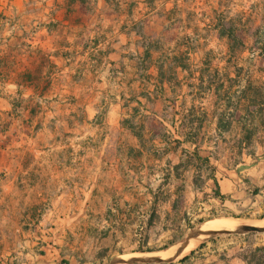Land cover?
Masks as SVG:
<instances>
[{"label": "crops", "instance_id": "1", "mask_svg": "<svg viewBox=\"0 0 264 264\" xmlns=\"http://www.w3.org/2000/svg\"><path fill=\"white\" fill-rule=\"evenodd\" d=\"M149 4L0 0V140L6 139L0 145V264H105L99 251L114 238L117 249L133 245L130 220L137 214L163 219L178 194L211 193V175L200 191L194 182L185 187L182 179L169 186L165 198L155 195L165 186L159 181L161 188L152 181L150 189H128L133 176L143 187L148 172L158 173L150 164L162 163L173 151L165 132L147 128L149 120H162L152 107L162 106L161 93L171 88L152 57L157 51L146 45L153 24L145 17ZM24 137L34 144H16ZM97 139L98 145L89 146ZM25 149L32 150L30 162L21 159ZM74 153V160L60 156ZM212 181L209 203L264 209V163L216 174ZM43 201L79 203L63 212L48 210L53 221L46 244L38 243L35 223L28 222ZM246 248L218 244L211 258L174 264H254Z\"/></svg>", "mask_w": 264, "mask_h": 264}, {"label": "rangeland", "instance_id": "2", "mask_svg": "<svg viewBox=\"0 0 264 264\" xmlns=\"http://www.w3.org/2000/svg\"><path fill=\"white\" fill-rule=\"evenodd\" d=\"M149 2L151 11L145 17L150 18L153 24L149 30L151 39L146 45L157 51L152 57L162 70L163 81L170 83L171 88L168 84L167 91L161 93L164 104L152 107L162 120H149L147 128L154 130L155 134L165 132L173 151L162 153V163L150 164L148 169H155L158 173L152 176L148 172L143 187L133 176L128 189L135 193L139 189H150L152 181L157 188H161L156 184L159 181L165 186L155 195L165 198L169 195H164L165 191L171 189V185L177 186L176 182L183 179L185 187L194 182L195 190L200 191L206 185L207 176L211 175V193L194 196L189 189L183 197L178 194L163 219H155L156 214L149 216V212L137 214L130 220L135 225L131 238L133 245L117 249L114 238L111 247L99 251L106 258L105 264L118 257H150L175 250L195 230L215 218H239L252 222L264 220V209L245 204L224 207L208 201V195H213L212 178L216 174L219 177L229 176L231 171L264 163V0ZM231 33L243 41V45L239 42L231 49L228 38ZM165 105H168L166 112L163 111ZM185 136L194 144L184 142ZM20 140L16 144L25 147L34 144L27 137ZM61 140V144L79 142ZM5 141V138L1 139L0 145ZM100 141H88V144L98 145ZM30 151L25 149L21 154L23 162L32 160ZM60 156H70L74 160L78 155ZM42 157L45 161L49 160L47 154ZM88 160L90 163L93 157L89 156ZM180 161L177 167L171 166ZM246 179L250 181L247 176ZM252 185L253 192L258 194L259 187ZM78 204L71 201L37 203L28 222L35 223L31 228L38 243L46 244L48 241L46 229L53 221L48 214L49 209L63 212L76 208ZM209 205L211 209L207 210ZM27 227L30 228L29 225ZM214 231L218 230L207 232ZM229 242L233 246L246 244V256L254 264H264V232L206 238L180 256L174 253L156 264H174L185 257L211 258L215 246ZM86 247L89 250L92 245Z\"/></svg>", "mask_w": 264, "mask_h": 264}, {"label": "water", "instance_id": "3", "mask_svg": "<svg viewBox=\"0 0 264 264\" xmlns=\"http://www.w3.org/2000/svg\"><path fill=\"white\" fill-rule=\"evenodd\" d=\"M252 232H264V228L256 226V225L235 226L229 229L214 231L208 234L207 236L203 237L199 241V243L204 242L206 238H211V237L219 236L223 234L232 235V234H246V233H252ZM193 234L194 232L191 234V236L187 240H185L184 242L176 246V249L175 251H173V254L180 252V250L188 246L191 243L192 238H194ZM163 260L165 259H163L159 255L150 256V257L148 256L147 257L146 256L118 257V258H115L113 261H111L110 264H156V263H160Z\"/></svg>", "mask_w": 264, "mask_h": 264}, {"label": "bare ground", "instance_id": "4", "mask_svg": "<svg viewBox=\"0 0 264 264\" xmlns=\"http://www.w3.org/2000/svg\"><path fill=\"white\" fill-rule=\"evenodd\" d=\"M240 225H256V226L264 228V220L259 221V222H252V221H248V220L244 221V220L239 219V218H215V219L205 223L204 225H202L201 228L199 227L198 230H195L194 234H193V237L195 239L192 238L193 240L191 241V243L188 246H186L185 248H183L182 250H180V252H177L176 255L180 256L185 251L191 250L193 247H195L199 243L200 238H203V237L207 236L208 234H210L209 232H207L208 230L217 229L218 231H220V230L229 229V228H232L235 226H240ZM173 251H175V250L172 249L168 252L160 254L159 256L162 258L172 256ZM151 256H155V255H151ZM163 259H165V258H163Z\"/></svg>", "mask_w": 264, "mask_h": 264}, {"label": "trees", "instance_id": "5", "mask_svg": "<svg viewBox=\"0 0 264 264\" xmlns=\"http://www.w3.org/2000/svg\"><path fill=\"white\" fill-rule=\"evenodd\" d=\"M228 38H229V43H230V45H231V47H230L231 49H233V46H234L235 44L239 43V42H240L241 45H243V41H239V40L233 35V33H231V35H229ZM189 142H191V141L189 140ZM192 142H193V141H192ZM187 259H188V257H185V258L182 259V261H185V260H187Z\"/></svg>", "mask_w": 264, "mask_h": 264}]
</instances>
